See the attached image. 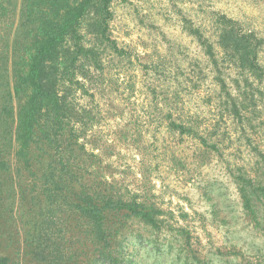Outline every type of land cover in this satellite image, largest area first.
Here are the masks:
<instances>
[{"label":"rangeland","instance_id":"374dc122","mask_svg":"<svg viewBox=\"0 0 264 264\" xmlns=\"http://www.w3.org/2000/svg\"><path fill=\"white\" fill-rule=\"evenodd\" d=\"M21 2L5 0L0 54L19 22ZM111 9L110 35L122 52L99 44V64L79 67L74 98L89 154L87 165L81 163L86 177L162 211L160 229L130 222L120 238L124 253L136 264H264L263 226L243 209L235 178L251 170L257 147L264 153L263 86L241 75L239 90L248 98L241 117L229 112L213 64L186 28L201 27L217 49L215 13H223L264 36V0H113ZM220 61L227 67L229 57ZM230 72L235 84L237 73ZM5 76L0 71V84ZM171 120L195 127L208 143L172 130ZM3 130L0 160L11 162L10 126ZM14 176L18 199L26 183ZM2 178L9 184L11 175ZM11 195L5 185L0 211L11 207ZM11 237L0 242L5 246Z\"/></svg>","mask_w":264,"mask_h":264},{"label":"trees","instance_id":"16d2710c","mask_svg":"<svg viewBox=\"0 0 264 264\" xmlns=\"http://www.w3.org/2000/svg\"><path fill=\"white\" fill-rule=\"evenodd\" d=\"M112 1L22 0L19 22L2 46L0 67L7 82L0 84V139L5 123L14 148L11 162L0 160V194L5 185L12 192L11 207L0 211V236H12L5 246L0 242V264H136L120 242L130 222L162 227L158 207L137 195L94 186L81 167L87 165V151L74 98L79 67L99 64V44L122 52L110 35ZM8 7L0 0L1 15H8ZM215 15L217 49L201 27L187 23L186 28L213 64L226 109L241 117L248 98L239 90L241 75L251 86L260 82L264 95V36L226 14ZM223 55L237 73L235 84L220 61ZM170 127L208 143L209 136L191 125L171 120ZM256 151L251 170H239L235 178L243 209L264 229V153ZM15 172L26 183L18 199ZM4 174L11 175L9 184Z\"/></svg>","mask_w":264,"mask_h":264}]
</instances>
